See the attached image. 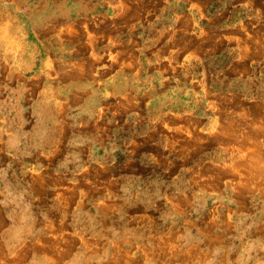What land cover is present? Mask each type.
Instances as JSON below:
<instances>
[{"label": "rangeland", "instance_id": "1", "mask_svg": "<svg viewBox=\"0 0 264 264\" xmlns=\"http://www.w3.org/2000/svg\"><path fill=\"white\" fill-rule=\"evenodd\" d=\"M0 264H264V0H0Z\"/></svg>", "mask_w": 264, "mask_h": 264}]
</instances>
